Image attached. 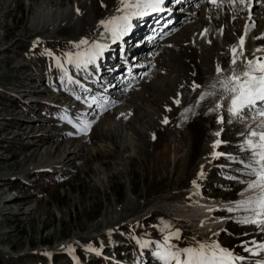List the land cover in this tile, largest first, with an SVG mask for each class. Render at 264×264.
Instances as JSON below:
<instances>
[{
	"label": "rangeland",
	"instance_id": "rangeland-1",
	"mask_svg": "<svg viewBox=\"0 0 264 264\" xmlns=\"http://www.w3.org/2000/svg\"><path fill=\"white\" fill-rule=\"evenodd\" d=\"M163 7L166 16L156 20L173 21L161 26L158 37L157 28L152 37L140 33L150 17L130 16L128 24L139 27L129 29L130 48L118 58L121 44L108 42L101 21L127 14L118 11L119 0H0V264H161L152 242L176 231L180 238L171 243L178 248L216 241L244 257L236 264L264 261V252L252 255L241 246L264 243L261 227L237 222L251 212L220 210L209 220L221 225L208 229L182 209L198 201H235L247 186L238 181L254 179L241 174L239 161L251 153L240 145L250 130H259L264 117L257 110L264 103L238 117L229 114L220 81L244 69L231 63L230 52L212 63L193 30L204 20L233 41L245 22L258 38L264 0H167ZM41 9L52 10L49 19L39 16ZM187 15L192 19L182 23ZM257 42L264 45V37ZM94 43L106 45L94 64L68 63ZM255 57L264 54L253 50L249 60ZM217 63L222 71H215L219 78L210 89L220 90L212 104L222 107L210 114L208 101L192 86H201L205 69L214 78ZM81 79L92 82L89 89ZM125 109L127 119L117 120ZM81 121L90 124L86 133L78 130ZM217 132L215 151L236 160L212 158Z\"/></svg>",
	"mask_w": 264,
	"mask_h": 264
},
{
	"label": "snow or ice",
	"instance_id": "snow-or-ice-1",
	"mask_svg": "<svg viewBox=\"0 0 264 264\" xmlns=\"http://www.w3.org/2000/svg\"><path fill=\"white\" fill-rule=\"evenodd\" d=\"M209 2L216 4L217 0H209ZM236 0H229V3H235ZM240 4H244L245 0H238ZM121 8L118 11H126L127 14L120 17H114L110 21H101V24L111 34L113 42L118 40L128 29V21L130 16L145 15L147 10L159 11L161 5L164 4V0H119ZM248 4H251V0H248ZM247 32V29H246ZM244 39H240V48L242 55ZM80 44H88L87 40H81ZM106 45L100 43H94L86 52L79 53L75 61L69 56L68 63H75L77 68L82 65L86 67L89 64H94L96 58L99 57L105 50ZM256 51H264V49H256ZM233 58L231 63L235 65L237 63V48L234 46L231 49ZM219 75L222 71L219 65L216 68ZM65 76L68 78L69 83H75L65 71ZM220 85L226 94L222 99L230 101L228 106V112L233 117H238L245 110H255L258 102L264 103V57H255L252 60H247L244 66V70L237 74L233 71L230 77L220 81ZM193 91L199 87V85L193 84ZM215 87V85H212ZM206 95H214V93H201L200 100H203ZM93 103H96V98L93 97ZM174 103L179 105L180 100H174ZM199 103V101L197 102ZM222 105L216 104V110L220 109ZM170 110V109H169ZM189 111V109H186ZM209 111H213L210 109ZM257 115L264 117V108L257 110ZM222 118L217 119V123H222ZM71 123V121H69ZM167 123V119L164 120ZM82 127L78 129L86 133L90 124L87 121H81ZM75 126V125H74ZM257 129L250 130L243 144L240 145L241 151H247L251 153V156L247 162L239 161L243 164L242 175L248 177H254V179L239 180L241 184H247V187L241 193L244 195L246 192H253L254 195L246 196L244 199L237 201L234 206L225 209L228 212L243 210L245 212H251L252 216H246L242 220L237 221L243 224H254L257 227H261L264 230V119L257 124ZM219 136V132L215 133ZM221 144L220 140H216L212 147V158L217 159L221 156H226L228 160L234 161L237 158L232 157L225 153L215 151ZM237 171H241L237 169ZM203 172L198 174V178H202ZM229 179H236V177H228ZM193 186L198 187L196 181H193ZM169 228L168 225H164L162 231ZM179 231L167 232L163 236V240L160 242H152L155 244V251L153 255L161 261V264H236L237 261H241L244 257L234 254L229 249L222 248L216 241L210 243H199L197 246L178 248L172 244L173 239H179ZM254 247L250 248L247 244H242L243 250L249 252L252 255H257L258 252H264V243L257 244L256 241L250 242ZM149 242H141L142 247H148ZM255 264H264V261L257 260Z\"/></svg>",
	"mask_w": 264,
	"mask_h": 264
},
{
	"label": "bare ground",
	"instance_id": "bare-ground-1",
	"mask_svg": "<svg viewBox=\"0 0 264 264\" xmlns=\"http://www.w3.org/2000/svg\"><path fill=\"white\" fill-rule=\"evenodd\" d=\"M166 1L167 0H164V3ZM162 6H163V4L161 5V7ZM43 11H44L43 9H41L39 11V16L41 17L43 15H47V18L49 19L52 10H46L44 12ZM151 12H153V11H151ZM191 19H192V17L187 15L184 18H182V20H183L182 23H187ZM128 25H130V24H128ZM138 27H139V25H137L136 22L134 23V21H133V24H131L130 27H128V30L118 40H122V41H124L125 44H127L126 42H129L130 37H132L129 34V29L130 28L134 29V28H138ZM246 29H247V32H246ZM193 31H194V33L198 32L199 34H201V36L198 34V37L199 36L201 37V39L199 38L200 40L197 43L199 45L198 47L204 52L205 55H207V57H210V59H212V63H215V61L219 62L220 60L223 62V60H222V58L224 57L223 53L228 54L230 52L229 55L233 58V54L231 52V49L235 46L237 48V63L235 64V66L239 67L241 69H244L246 61L249 60V53L253 50L256 51V49H264V45L259 44L258 42H260V41L257 42L258 39H260V38L262 39L264 37V32L261 33L262 35L260 37L253 38L252 36L249 35L248 28H247V25L245 24V22L241 27L240 35L236 36L237 34H234L233 41H227L226 39H222L220 34L218 32H215L213 30V27L211 25L209 26L208 23L205 22L204 20L197 21L196 26H195ZM185 34H186V32L182 31L181 35L183 36V38H185ZM110 36H111V34H110ZM241 37H243V39H244V43H243V47H242V53H243L242 55H240V52H241L240 39H241ZM118 40H116V41L118 42ZM185 41H186V39H185ZM108 42H110V44H112V46L115 44V42H113L112 39H110ZM110 44H109V46H110ZM180 44H182V43H180ZM257 52L264 54V51H257ZM207 60H209V58ZM217 65H218V63L216 65H214V68L211 66L212 67L211 75L214 76V78L208 77L209 71L206 69L204 70V72L207 76L205 74H203L201 76V79L199 80V82L201 83V86H199L197 88L198 89L197 93L199 95H201V93H214V95H206L205 96L206 101H208V103H209L210 109H213V111H209L210 109L208 111H206V113L209 112L210 114L216 112V106H213L214 104H212L213 103L212 101L217 100V98L219 97V91H220L219 90L216 92L213 89H210L213 85V82L216 81L217 78H219V76L216 75V72H215ZM106 73H109V72L106 71ZM221 80H224V77H222ZM128 114L129 113H127V109H125V110H123L122 113L118 114L116 119L123 121L124 119H127ZM112 122L114 123V119L112 120ZM212 125L216 126V124H214V123H212ZM216 140H220V139L217 136H215V139H213V141L210 143V147H212L213 143ZM126 145L128 147H130L131 150H133L134 143H133L132 138L128 139V142H126ZM246 187L247 186H245L243 188L242 192L244 191V189ZM252 195H254L253 192H246V193H244V195H241L239 199H236L235 201H232L230 203L220 202V203L216 204L213 202L198 201L195 204H187L182 209L184 212L187 211L186 209H189V214H187L186 217H188L190 220L196 221L197 225L199 227H206L208 229L214 228V227L217 228L218 226L221 225V223H219L221 221H219V220H212L211 221V220H209V216L214 215L215 212H219L220 210H224V209H227L228 207H232L235 205V203L237 201L244 199L246 196H252Z\"/></svg>",
	"mask_w": 264,
	"mask_h": 264
},
{
	"label": "trees",
	"instance_id": "trees-1",
	"mask_svg": "<svg viewBox=\"0 0 264 264\" xmlns=\"http://www.w3.org/2000/svg\"><path fill=\"white\" fill-rule=\"evenodd\" d=\"M14 187H18L19 189L23 190V191H29V189L31 190L32 188H30L29 186L25 185V184H15Z\"/></svg>",
	"mask_w": 264,
	"mask_h": 264
}]
</instances>
